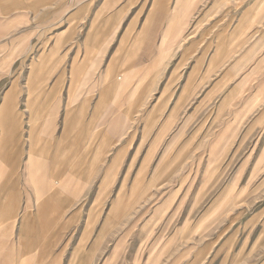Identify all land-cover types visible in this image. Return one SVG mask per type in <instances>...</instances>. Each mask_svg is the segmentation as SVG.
I'll return each mask as SVG.
<instances>
[{
  "label": "rangeland",
  "instance_id": "obj_1",
  "mask_svg": "<svg viewBox=\"0 0 264 264\" xmlns=\"http://www.w3.org/2000/svg\"><path fill=\"white\" fill-rule=\"evenodd\" d=\"M129 1L149 10L147 20L166 15L156 59L165 54L167 63L162 76L157 63L151 77H135L151 92L135 93L128 171L112 189L104 179L70 214L53 215L38 254L7 257L14 264H264V0ZM46 5L0 0L5 148L15 138L30 146L54 114L59 123L64 97L73 108L81 95L55 91L78 84L75 70L97 59L109 68L105 55L118 42L51 41L63 23L48 19Z\"/></svg>",
  "mask_w": 264,
  "mask_h": 264
},
{
  "label": "crops",
  "instance_id": "obj_2",
  "mask_svg": "<svg viewBox=\"0 0 264 264\" xmlns=\"http://www.w3.org/2000/svg\"><path fill=\"white\" fill-rule=\"evenodd\" d=\"M40 11L43 13L42 8ZM148 13H140L129 0H47L48 19L63 23L51 41L118 42L105 55L111 62L109 68L100 69L103 59H97L91 68L75 70L73 77L80 79L78 84L70 81L55 91L81 95L73 108H68L64 97L59 123L55 114L46 118L40 133L32 135L30 146L15 137L8 147L0 145V264H14L7 253L38 254L44 237L40 233L49 229L53 215L70 214L72 206L104 187V179L110 181L105 188L112 189L118 174L128 171L136 149L135 93L151 92L150 85L145 89L135 77H151V68L157 63L162 64L158 77L162 76L167 63L165 54L159 53L156 59L166 15L158 11L147 20ZM125 49L129 51L126 58L122 55ZM123 57L130 61L127 66L121 64ZM178 102L176 98L171 108L175 111V133L182 125ZM3 110L9 118L7 108ZM35 141L40 144L35 145ZM76 165L78 169H74ZM33 262L30 259L25 264Z\"/></svg>",
  "mask_w": 264,
  "mask_h": 264
}]
</instances>
